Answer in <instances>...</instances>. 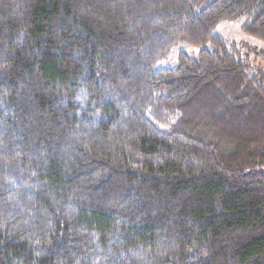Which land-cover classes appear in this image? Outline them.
<instances>
[{
    "label": "trees",
    "instance_id": "16d2710c",
    "mask_svg": "<svg viewBox=\"0 0 264 264\" xmlns=\"http://www.w3.org/2000/svg\"><path fill=\"white\" fill-rule=\"evenodd\" d=\"M221 22L264 44V0H0V264H264V61Z\"/></svg>",
    "mask_w": 264,
    "mask_h": 264
},
{
    "label": "rangeland",
    "instance_id": "374dc122",
    "mask_svg": "<svg viewBox=\"0 0 264 264\" xmlns=\"http://www.w3.org/2000/svg\"><path fill=\"white\" fill-rule=\"evenodd\" d=\"M213 32L222 38L228 39L242 48L243 54H247L250 60H257L263 62L264 56L256 58L253 53L255 50H264V44L250 36L245 35L239 27L238 23L221 22L216 25ZM264 66V62H263ZM264 170V169H263Z\"/></svg>",
    "mask_w": 264,
    "mask_h": 264
}]
</instances>
